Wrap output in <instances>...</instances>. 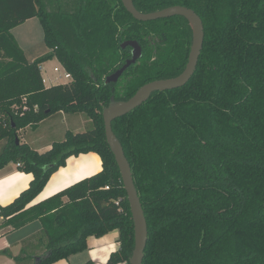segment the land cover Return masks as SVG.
<instances>
[{"label":"trees","instance_id":"16d2710c","mask_svg":"<svg viewBox=\"0 0 264 264\" xmlns=\"http://www.w3.org/2000/svg\"><path fill=\"white\" fill-rule=\"evenodd\" d=\"M133 1L142 13L190 8L205 30L191 80L112 123L148 224L143 264H264V0ZM34 18L50 52L30 62L12 30ZM192 40L185 18L140 22L122 0H0V171L16 163L33 176L0 206L1 227L43 228L16 264L68 260L88 250L89 237L114 230L120 250L108 264L130 263L134 222L103 110L113 96L128 101L150 82L179 76ZM127 41L143 56L106 85L132 57ZM54 58L72 79L46 87L41 67ZM62 114H82L92 128L67 131L44 153L21 141L24 129ZM88 153L101 158L100 172L32 205L69 158ZM33 242L44 247L38 255Z\"/></svg>","mask_w":264,"mask_h":264},{"label":"crops","instance_id":"0c3cea01","mask_svg":"<svg viewBox=\"0 0 264 264\" xmlns=\"http://www.w3.org/2000/svg\"><path fill=\"white\" fill-rule=\"evenodd\" d=\"M23 51L27 57L28 52L26 50ZM47 63H44L43 65ZM43 65L41 67V73L46 87L57 85L52 83L55 79L54 75L50 74L48 75V81L51 85H48V82L43 75ZM64 70L65 69L63 68V71ZM47 121L37 127H28L23 130L25 133V139L21 138V141L27 143L39 153H44L50 150L54 143L47 139L41 140L38 138L40 127ZM23 131H21L20 134ZM101 170L102 160L96 153L82 154L78 157L73 156L69 158L66 166L60 168L51 177L44 191L32 203V205L54 196L67 187L86 179ZM32 179L33 176L31 174H26L20 170L19 164L10 163L2 169L0 171V206L5 207L12 203L29 187ZM3 221V219L0 220V259L6 257L8 258L7 260L11 261L9 264H16L14 257H17L22 253L24 246H26L27 242H30L28 240L37 242L34 237H38L42 234V224L40 221H34L21 229L9 232V229H3L1 227ZM35 242H33L30 252L38 255L44 247L42 244ZM87 244L88 250L85 252L73 255L68 260H62L55 264H86L89 261L94 264H108L111 254L120 250L119 231L114 230L102 238L89 237ZM3 251H6L7 254H2Z\"/></svg>","mask_w":264,"mask_h":264},{"label":"water","instance_id":"95a60500","mask_svg":"<svg viewBox=\"0 0 264 264\" xmlns=\"http://www.w3.org/2000/svg\"><path fill=\"white\" fill-rule=\"evenodd\" d=\"M122 3L128 13H130L137 21L149 22L181 16L189 22L193 32V40L188 63L185 70L179 76L171 79L150 82L141 87L128 101H117L113 96L109 105L103 110L107 143L110 146L119 167L134 222L135 247L130 259V264H143L149 236L148 224L139 193L135 185L131 165L125 155L121 142L114 134L112 123L116 119L121 118L141 107L154 93L184 87L191 80L197 69L199 58L204 46L205 30L201 17L192 9L184 6H174L153 13H142L136 9L133 0H122ZM127 47L132 48L131 59L128 60L120 70L105 80L106 85L117 83L126 70L142 58L143 51L137 41L124 42L122 44V48L125 49ZM17 143H19V139H17Z\"/></svg>","mask_w":264,"mask_h":264},{"label":"rangeland","instance_id":"374dc122","mask_svg":"<svg viewBox=\"0 0 264 264\" xmlns=\"http://www.w3.org/2000/svg\"><path fill=\"white\" fill-rule=\"evenodd\" d=\"M12 34L16 37L19 46L28 52V61L33 62L35 59L47 55L50 51L46 47L44 41L43 28L39 18H34L27 23L18 26L12 30ZM59 61L54 58L47 64L43 65V75L48 82V75H54V84H61L69 82V79H65L64 72ZM59 68V72L55 73L54 68ZM84 115L74 114V115H55L48 119V121L40 127L38 138L41 140L47 139L51 142H61L65 139V134L67 131H72L74 133L85 132L92 128V125L86 121ZM85 121V122H84ZM20 138L25 139L24 131L20 134ZM2 144H0L1 148ZM3 230V229H2ZM8 258L3 257L0 259V264H9L11 261Z\"/></svg>","mask_w":264,"mask_h":264},{"label":"built area","instance_id":"2783aa9c","mask_svg":"<svg viewBox=\"0 0 264 264\" xmlns=\"http://www.w3.org/2000/svg\"><path fill=\"white\" fill-rule=\"evenodd\" d=\"M59 71H60L59 68H57V67L54 68V72L55 73H58ZM63 72H64L65 79H69V80L72 79V77H71V75L69 73H67L65 70ZM106 189H109V187H107ZM117 204L119 205V202H117ZM125 264H130V263H125Z\"/></svg>","mask_w":264,"mask_h":264},{"label":"flooded vegetation","instance_id":"af4514ba","mask_svg":"<svg viewBox=\"0 0 264 264\" xmlns=\"http://www.w3.org/2000/svg\"><path fill=\"white\" fill-rule=\"evenodd\" d=\"M127 61H128V60H127ZM127 61H126V62H127ZM125 64H126V63H125ZM106 79H107V78H106ZM111 84H112V83H111ZM108 85H109V84H108Z\"/></svg>","mask_w":264,"mask_h":264}]
</instances>
